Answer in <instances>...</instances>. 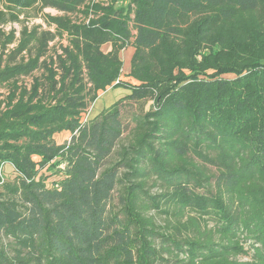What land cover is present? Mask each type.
Masks as SVG:
<instances>
[{"label": "trees", "instance_id": "trees-1", "mask_svg": "<svg viewBox=\"0 0 264 264\" xmlns=\"http://www.w3.org/2000/svg\"><path fill=\"white\" fill-rule=\"evenodd\" d=\"M0 88V264H264V0H0Z\"/></svg>", "mask_w": 264, "mask_h": 264}, {"label": "rangeland", "instance_id": "rangeland-1", "mask_svg": "<svg viewBox=\"0 0 264 264\" xmlns=\"http://www.w3.org/2000/svg\"><path fill=\"white\" fill-rule=\"evenodd\" d=\"M48 13H52L55 14V12L53 11H48ZM31 15L33 16L34 14L31 13ZM15 29H19L18 26H14ZM12 28L8 27L6 29V31H10ZM14 48L11 47L10 50H12ZM110 48V45L105 46L103 48L104 51H107ZM134 52V48L130 47L124 51H121L120 53V58L123 61V71H122V76H121V81L125 82V83H132L135 84L136 82L134 80H132L128 74L129 71L131 69V60L132 57L131 55H133ZM40 75V72H36L35 76ZM7 93V89H2L0 88V94L6 95ZM130 93V90L122 85L119 86H113L112 88L108 89L107 91L103 92L98 99L90 106V108L88 109L87 115L85 116L88 117V119H92L94 118L96 115H98L99 113H101L102 111L108 109L110 106H112L115 102H117L120 98L128 95ZM150 104L148 102H142L140 103L138 106H134V109L136 112L138 113H144L147 110L150 109ZM57 143L58 144H64L66 142H68L71 139V135L69 133H63V134H59L57 137ZM125 142H127V139L125 140ZM153 192H156V190H154ZM153 215H156V221L158 222V224L160 225H164L165 221L167 220V216H165L164 214L161 213H157V212H153ZM212 225V223L210 224ZM7 243H9V241L5 240ZM250 257L245 258L244 260H249ZM243 260V259H242Z\"/></svg>", "mask_w": 264, "mask_h": 264}, {"label": "crops", "instance_id": "crops-1", "mask_svg": "<svg viewBox=\"0 0 264 264\" xmlns=\"http://www.w3.org/2000/svg\"><path fill=\"white\" fill-rule=\"evenodd\" d=\"M107 46H108V45H107ZM109 49H110V48H109ZM109 49H108V50H109ZM108 50H107V51H108ZM134 51H135V50H134ZM133 54H134V52H133ZM132 56H133V55H131V57H132ZM129 72H130V71H129ZM62 134H63V133H62Z\"/></svg>", "mask_w": 264, "mask_h": 264}, {"label": "built area", "instance_id": "built-area-1", "mask_svg": "<svg viewBox=\"0 0 264 264\" xmlns=\"http://www.w3.org/2000/svg\"><path fill=\"white\" fill-rule=\"evenodd\" d=\"M85 120H87V117L85 118Z\"/></svg>", "mask_w": 264, "mask_h": 264}]
</instances>
